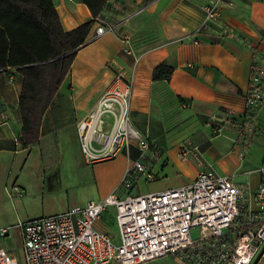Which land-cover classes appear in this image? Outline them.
<instances>
[{
  "label": "crops",
  "instance_id": "1",
  "mask_svg": "<svg viewBox=\"0 0 264 264\" xmlns=\"http://www.w3.org/2000/svg\"><path fill=\"white\" fill-rule=\"evenodd\" d=\"M208 1L106 0L97 18L114 23V31L96 36L93 24L43 114L38 141L32 144L13 141L22 126L18 105L22 77L13 69L2 73L0 226L9 227L7 235L14 227L20 234L19 221L82 206L111 191L125 194L119 186L125 169L141 158L136 141L128 149L121 146L112 154L91 157L83 152L79 136L86 133L90 110L118 71L132 79L128 123L147 143L142 156L151 171L167 176L169 168L175 169L181 176L174 185L178 186L191 182L200 169L211 168L240 185L245 208L261 207L264 106L254 118L261 133L253 135L242 157L237 130L223 125L214 134L211 118L221 119L225 110H243L253 52L264 51V0H222L218 22L199 30ZM53 3L65 30L91 18L81 0ZM223 25L228 33L221 32ZM125 37L131 53L122 50ZM162 61L173 68L171 77L152 80L153 68ZM102 119L96 125L104 130L109 118ZM186 138L198 150L181 159L178 151ZM13 183L24 190L21 197L7 194L5 187ZM112 223L116 224L114 209L108 208L95 226L114 235ZM252 264H264V247Z\"/></svg>",
  "mask_w": 264,
  "mask_h": 264
},
{
  "label": "built area",
  "instance_id": "2",
  "mask_svg": "<svg viewBox=\"0 0 264 264\" xmlns=\"http://www.w3.org/2000/svg\"><path fill=\"white\" fill-rule=\"evenodd\" d=\"M221 2L209 0L203 6L199 30L218 22ZM95 24L96 36L115 29L114 23H102L98 18ZM229 31L221 26V32ZM122 41V50L131 53L128 38ZM131 91L132 79L118 71L90 110L86 133L80 132L83 152L91 157L106 156L121 146L128 149L135 140L143 157L147 143L128 123ZM263 106L264 51L253 52L242 112L225 110L219 120L213 116V133H219L223 125L235 128L242 157L253 135L261 133L254 118ZM103 116L109 118L104 130L96 125V121L104 122ZM91 125V139L87 142ZM84 126L81 123L79 131ZM13 139L17 143L18 135ZM94 143L101 147H95ZM197 150V145L186 138L178 155L185 159ZM139 178H154L147 161L141 158L126 167L119 186L133 188ZM5 190L10 197H21L24 193L16 183ZM258 197L259 209L245 208L240 185L211 168L200 169L189 183L159 191L124 195L111 191L82 206L19 221L21 259L0 247V264H137L161 256H172L180 264H252L264 247V184L258 186ZM108 208L115 213L116 242L114 235L95 226ZM8 228L0 227V236L7 235ZM192 229H197L196 236L192 235Z\"/></svg>",
  "mask_w": 264,
  "mask_h": 264
},
{
  "label": "trees",
  "instance_id": "3",
  "mask_svg": "<svg viewBox=\"0 0 264 264\" xmlns=\"http://www.w3.org/2000/svg\"><path fill=\"white\" fill-rule=\"evenodd\" d=\"M81 1L91 18L65 30L53 0H0V77L11 69L22 77L18 101L22 146L38 141L43 114L106 2ZM172 71L162 61L153 68L152 80L167 81Z\"/></svg>",
  "mask_w": 264,
  "mask_h": 264
},
{
  "label": "rangeland",
  "instance_id": "4",
  "mask_svg": "<svg viewBox=\"0 0 264 264\" xmlns=\"http://www.w3.org/2000/svg\"><path fill=\"white\" fill-rule=\"evenodd\" d=\"M141 159L145 160L146 158L141 157ZM169 162H171V159L169 160ZM169 169H170V173L168 172L167 176H159L158 174H156L155 171L150 170V172L156 176V179L145 180L143 178H139L137 181L134 182L133 188L124 189L126 190L125 194L126 193L142 194V193L163 190V188L165 187L167 188L176 187L174 186L175 182H177V180L181 176L178 173H176L175 169L173 168H169ZM5 226L6 225L0 227H5ZM110 231L114 233V241L116 242L118 238L117 225L112 223ZM192 235L193 236L197 235V229H192ZM0 247H4L13 255H15L19 260L21 259L22 241L17 227L11 228L9 235L0 236ZM137 264H180V263L172 256H161Z\"/></svg>",
  "mask_w": 264,
  "mask_h": 264
},
{
  "label": "bare ground",
  "instance_id": "5",
  "mask_svg": "<svg viewBox=\"0 0 264 264\" xmlns=\"http://www.w3.org/2000/svg\"><path fill=\"white\" fill-rule=\"evenodd\" d=\"M92 128H93V126L91 125L90 127H89V129H88V132H87V137H86V139H87V142L91 139V132H92Z\"/></svg>",
  "mask_w": 264,
  "mask_h": 264
},
{
  "label": "water",
  "instance_id": "6",
  "mask_svg": "<svg viewBox=\"0 0 264 264\" xmlns=\"http://www.w3.org/2000/svg\"><path fill=\"white\" fill-rule=\"evenodd\" d=\"M227 264H233L232 262H228Z\"/></svg>",
  "mask_w": 264,
  "mask_h": 264
}]
</instances>
